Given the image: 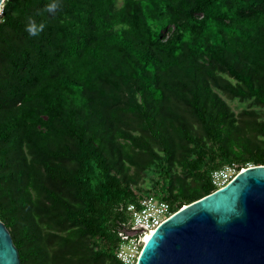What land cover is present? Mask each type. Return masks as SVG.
Here are the masks:
<instances>
[{"label":"trees","instance_id":"trees-1","mask_svg":"<svg viewBox=\"0 0 264 264\" xmlns=\"http://www.w3.org/2000/svg\"><path fill=\"white\" fill-rule=\"evenodd\" d=\"M232 164L264 165V0H6L0 220L20 264H122L129 204L179 210Z\"/></svg>","mask_w":264,"mask_h":264},{"label":"water","instance_id":"water-1","mask_svg":"<svg viewBox=\"0 0 264 264\" xmlns=\"http://www.w3.org/2000/svg\"><path fill=\"white\" fill-rule=\"evenodd\" d=\"M0 264H20L1 220ZM137 264H264V165L179 209L145 242Z\"/></svg>","mask_w":264,"mask_h":264},{"label":"built area","instance_id":"built-area-1","mask_svg":"<svg viewBox=\"0 0 264 264\" xmlns=\"http://www.w3.org/2000/svg\"><path fill=\"white\" fill-rule=\"evenodd\" d=\"M249 166L252 165L247 167ZM244 169L238 170L237 166L232 164L215 170L211 173L212 183L217 188L224 187ZM126 209L128 226L120 234L115 256L122 264H137L147 234L154 232L178 210H173L167 201L153 193L142 196L137 203L129 204ZM136 228H142L143 231L135 232Z\"/></svg>","mask_w":264,"mask_h":264},{"label":"clouds","instance_id":"clouds-1","mask_svg":"<svg viewBox=\"0 0 264 264\" xmlns=\"http://www.w3.org/2000/svg\"><path fill=\"white\" fill-rule=\"evenodd\" d=\"M5 4H6V0H0V15L3 14ZM58 6L59 5L56 4V3L49 4L47 6V10L49 12H54L58 8ZM43 29H44V25L43 24L37 25L36 22L33 19L29 18V23H28V25H27L25 30L31 36H37L40 32L43 31Z\"/></svg>","mask_w":264,"mask_h":264},{"label":"rangeland","instance_id":"rangeland-1","mask_svg":"<svg viewBox=\"0 0 264 264\" xmlns=\"http://www.w3.org/2000/svg\"><path fill=\"white\" fill-rule=\"evenodd\" d=\"M227 102L235 112H239L242 109H245L250 106L249 100L241 101L238 99H233V100H227Z\"/></svg>","mask_w":264,"mask_h":264},{"label":"bare ground","instance_id":"bare-ground-1","mask_svg":"<svg viewBox=\"0 0 264 264\" xmlns=\"http://www.w3.org/2000/svg\"><path fill=\"white\" fill-rule=\"evenodd\" d=\"M152 233H153V232H149V233L147 234V236L145 237V241H148V240H149V238L151 237Z\"/></svg>","mask_w":264,"mask_h":264}]
</instances>
